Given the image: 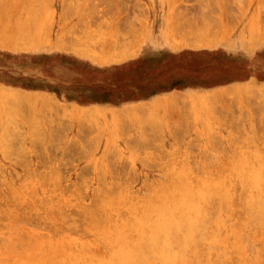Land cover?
<instances>
[{"label":"rangeland","instance_id":"374dc122","mask_svg":"<svg viewBox=\"0 0 264 264\" xmlns=\"http://www.w3.org/2000/svg\"><path fill=\"white\" fill-rule=\"evenodd\" d=\"M166 9L177 44H255L217 76L239 88L183 74L207 93L131 105L174 84L156 56L134 66ZM118 262L264 264V0H0V264Z\"/></svg>","mask_w":264,"mask_h":264},{"label":"crops","instance_id":"0c3cea01","mask_svg":"<svg viewBox=\"0 0 264 264\" xmlns=\"http://www.w3.org/2000/svg\"><path fill=\"white\" fill-rule=\"evenodd\" d=\"M250 10V9H249ZM174 11H169V9H166L165 11V23H164V31H165V38L161 41H152V43L149 44L148 51L146 52L144 56L146 57H138L135 59L136 63L134 66L138 67L139 61L143 63L145 59H148L147 57L156 56L160 59V64L163 65V73L169 72L172 69V72L178 70V73L172 77L170 81L174 84H170V86L166 89H161L160 91H152L150 93L141 95V93H137L136 95L133 93L134 97L132 98V106H147L148 108H154L158 105H167L171 103V95L173 94H181L182 96H193L196 99L202 96L203 94H206L207 92H203L202 82L196 83L194 86H182L181 84H178L180 81H184L183 77L181 75H190L193 74L194 77H201L202 74L210 72L214 75V84L210 85V88L208 89L209 93L217 92L219 89L222 88H239L243 82H226L222 83L218 80L217 76L220 73L226 72L228 66H229V59L233 56L231 53L232 51H242L244 50V46L247 48H251L253 42L251 43L248 40H245L244 43L241 40H238L234 43H230L229 41L226 42L225 40L222 41H214L213 44L209 45H202V44H195V45H182L177 44L174 39L169 35V31L175 30L177 31L175 27L172 28L173 22H174ZM259 14L254 11V14H252L250 11L248 13L247 19L244 20L245 23H242V32L245 34L248 32L249 38H256V32L260 31V25L258 23V17ZM242 38V37H241ZM240 39V38H239ZM165 53H172L178 55L179 59L176 62V67H173L174 65H171L170 67H167L166 64H168L165 58ZM207 52L211 55V60L203 59L202 53ZM162 56H157L161 55ZM183 54H186L190 57L184 58ZM232 55V56H230ZM221 61H220V59ZM134 60V59H133ZM134 61V62H135ZM137 64V65H136ZM172 64V63H171ZM161 71V70H160ZM227 73V72H226ZM161 74L160 72L158 73ZM157 74V75H158ZM156 75V76H157ZM150 76L147 77V82L151 81ZM251 76L247 77L246 83H248L251 80ZM197 81V80H195ZM243 81V80H241ZM183 88V89H182ZM168 117L171 118V111H168Z\"/></svg>","mask_w":264,"mask_h":264},{"label":"bare ground","instance_id":"6f19581e","mask_svg":"<svg viewBox=\"0 0 264 264\" xmlns=\"http://www.w3.org/2000/svg\"><path fill=\"white\" fill-rule=\"evenodd\" d=\"M212 44H213V43H212ZM253 173H254V172L249 173V175H250V174L253 175ZM254 175H256V174H254ZM254 175H253V176H254ZM255 177H256V180H258V179H257V175H256ZM258 178H260V176H258ZM221 179H222V178H219L220 181H217V184H219V182H220V184H221V182L223 181V180H221ZM251 180L253 181L252 176H251L250 181H251ZM200 182L202 183L203 181H200ZM200 182H199V183H200ZM256 182H257V181H256ZM258 182H259V181H258ZM258 182H257V183H258ZM223 183L226 184V181H223ZM223 183H222V185H223ZM220 184H219L218 186H220ZM252 184H253V183H252ZM254 184H255V183H254ZM210 185H211V184H210ZM255 185H256V184H255ZM255 185H254V186H255ZM186 188H187V187H186ZM192 189H193V188H192ZM192 189L190 188L189 191L191 192ZM211 189H212V188H211ZM193 190H196V189H193ZM172 191L174 192V191H177V190L174 189V190H172ZM187 191H188V190H187ZM193 193H194V192L192 191V194H193ZM195 194H196V193H195ZM195 194H193V195H195ZM190 195H191V194H190ZM175 196H178V195L176 194ZM166 197H169V196L166 195ZM194 197H195V196H194ZM180 198H181V197H180ZM189 198H190V197H189ZM190 199H192V196H191ZM194 199H195V198H194ZM168 200H169V198H168ZM184 200H185V198L183 199V201H184ZM165 201H166V200H165ZM194 201H196V200H194ZM192 202H193V201H192ZM191 204H192V203H191ZM191 204H190L191 207H192L193 205H195L194 203H193L192 205H191ZM199 204H200V203L197 202V205H198V206H199ZM195 206H196V205H195ZM198 206H196L195 209L198 208ZM198 210H199V209H198ZM155 211H156V210H155ZM172 212H175V211L172 210ZM175 213H176V212H175ZM184 214H186V216H188V215H190L191 213L189 214V212H187V213H184ZM187 214H188V215H187ZM194 214H195V213H194ZM180 215H181V214H180ZM196 216H198V215H196ZM157 217H159V215H157ZM189 217H191V215H190ZM142 218H143V217H142ZM155 219H156V218H155ZM159 219H160V218H158V220H159ZM165 220H167V219H165ZM170 220H171V219H170ZM190 220H191V218H190ZM197 220H199V219H197ZM162 221H164V220H162ZM162 221H161V222H162ZM178 221H179V220H178ZM193 221H194V220H193ZM169 222H170V221H169ZM172 222L174 223L173 220H172ZM181 222H182V221H181ZM156 223H157V222H156ZM162 223H163V222H162ZM173 223H172V225L175 226V227H173L174 230H177L178 227H180V226H177V228H176V225H174ZM178 223H179V222H178ZM182 223H183V222H182ZM191 223H192V220H191ZM195 223H197V222L195 221ZM201 223H202V222H201ZM151 224H153V222L150 223V226H151ZM188 224H189V223H188ZM198 224H199V222H198ZM153 225H156V224H153ZM153 225H152V231H154V229H155V231H156L157 228L160 227V224H157L156 226H153ZM161 225H162V224H161ZM180 225H181V224H180ZM150 226L147 227V230H146V229L144 230L145 232L143 231L145 234H146V233H149L148 230L151 231ZM158 226H159V227H158ZM170 226H171V225H170ZM185 226H186V225H185ZM155 227H156V228H155ZM168 227H169V225L166 226V228H168ZM148 228H150V229H148ZM166 228H163V229L166 230ZM169 228H170V227H169ZM169 228H168V229H169ZM173 228H172V229H173ZM175 228H176V229H175ZM160 229H162V228H160ZM160 229H158V230H160ZM168 229H167V230H168ZM164 230H163V233L166 232V231H164ZM160 231H161V230H160ZM168 231H169V230H168ZM178 231H179V230H178ZM116 232H117V231H116ZM116 232H115V233H116ZM120 232H121V231H120ZM158 232H159V231H158ZM158 232H157V233H158ZM170 232H171V230H170ZM192 232H195V231H193V229H192ZM150 233H151V232H150ZM168 233H169V232H167L166 234L169 235ZM171 233H172V232H171ZM174 233H175V232H174ZM116 234H118V233H116ZM116 234L114 235V237H116ZM121 234H122V233H121ZM191 234H192V233H191ZM143 235H144V234H143ZM150 235H152V237H153L154 233L152 232ZM156 235H157V234H156ZM164 235H165V233H164ZM164 235H162V236L164 237ZM167 235H165V237H167ZM120 236H121V235H120ZM137 236H138V235H137ZM182 236H183V235H182ZM117 237H118V235H117ZM150 237H151V236H150ZM156 237H157V236H156ZM163 237H162V238H163ZM170 237H171V238H170V241H171V239H172V235H171V234H170ZM188 237H189V236L187 235V238H188ZM121 238H122V237H121ZM123 238H124V237H123ZM125 238H126V236H125ZM153 238H155V236H154ZM182 238L184 239L183 241L185 242V237H182ZM117 239H118V240H121L120 237H118ZM166 239H167V238H166ZM188 239H189V238H188ZM139 240H140V239H139ZM139 240H137V241H139ZM148 240H149V239H148ZM151 240H152V239H151ZM162 240L166 241L165 238H163ZM122 241H123V242H122L123 244H122V243H119V245H120V249H119L118 257H119V255H121V258L124 259V258L126 257V255L124 254V250H126L125 253L128 252L129 250H128V247H126V246H128V245H125L126 243H124V239H122ZM153 241H154V240H153ZM115 242H117V241H115ZM148 242H149V241H148ZM154 242H155V241H154ZM167 242H168V240H167L166 242H164V243H167ZM184 242L182 243V245L184 244ZM149 243H150V242H149ZM134 244H137V243L135 242ZM151 244H152V243H151ZM153 244H154V243H153ZM116 245H117V248H118V243H116ZM137 245H138V244H137ZM123 246H124V247H123ZM155 246H156V244H155ZM162 246H165V245H162ZM162 246L159 245V247H162ZM165 247H166V246H165ZM123 248H124V250H123ZM167 248H168V247H166V250H167ZM169 248H170V247H169ZM159 249H160V248H159ZM162 249H163V248H162ZM162 249H160V252H161ZM121 250H123V251H122L123 253H122V252L120 253ZM150 250H151V248H150ZM157 250H158V249H157ZM163 250H165V249H163ZM163 250H162V251H163ZM168 250H169V249H168ZM171 250H172V248H170V251H171ZM176 250H177V249H175V252H174V253H176ZM178 250H179V249H178ZM158 251H159V250H158ZM164 252L167 253L166 255H168V251H167V252H166V251H163V253H164ZM172 252H173V250H172ZM179 252H180V251H179ZM123 254H124V255H123ZM127 254H129V252H128ZM169 254H171V253H169ZM172 254H173V253H172ZM177 254H178V253H177ZM179 254L181 255V253H179ZM132 255H133V254H132ZM164 255H165V254H164ZM166 255H165V257H166ZM37 256H39V254H37ZM168 256H169V255H168ZM178 256H179V255H178ZM165 257H162V258H165ZM171 257L173 258L172 255H171L170 257H168V258L171 259ZM174 257L176 258L177 255L174 256ZM179 257H180V256H179ZM119 258H120V257H119ZM121 258H120V259H121ZM183 259H184V258H183ZM176 260H177V259H176ZM178 260H179V259H178ZM120 261L122 262V260H120ZM133 261H134V260H133ZM196 261H197V260H196ZM123 262H124V261H123ZM125 262H126V261H125ZM116 264H119V262L116 263Z\"/></svg>","mask_w":264,"mask_h":264}]
</instances>
